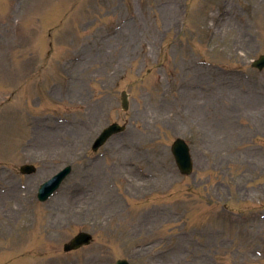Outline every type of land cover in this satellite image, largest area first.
I'll list each match as a JSON object with an SVG mask.
<instances>
[{"label":"rangeland","instance_id":"obj_1","mask_svg":"<svg viewBox=\"0 0 264 264\" xmlns=\"http://www.w3.org/2000/svg\"><path fill=\"white\" fill-rule=\"evenodd\" d=\"M263 53L264 0H0V264H264Z\"/></svg>","mask_w":264,"mask_h":264},{"label":"water","instance_id":"obj_2","mask_svg":"<svg viewBox=\"0 0 264 264\" xmlns=\"http://www.w3.org/2000/svg\"><path fill=\"white\" fill-rule=\"evenodd\" d=\"M255 65L259 66V67H263L264 66V55L260 58L259 61H257L255 63ZM124 107L127 108L128 107V100L126 97V93H124ZM123 128L120 127L118 124H113L111 126H109L107 129L104 130V132L101 134V136L99 137V139L97 140L96 143V148L103 144L114 132L116 131H120ZM176 152H177V156L179 159V162L182 164V161H190L189 158V154H188V147L184 144V142L182 140H179L176 145ZM32 168L30 166H25L24 170L25 171H29ZM71 167H67L62 173H60L58 176H56L54 179H51L49 181H47L41 189V193H40V198L41 199H46L48 198L52 192L58 187V185L60 184L62 178L70 171ZM90 234L87 233H81L80 235H78L76 238H74L72 240V242L69 244V246H67V248H72V247H78L81 244L84 243H89L90 241ZM119 264H128L127 261H120Z\"/></svg>","mask_w":264,"mask_h":264}]
</instances>
